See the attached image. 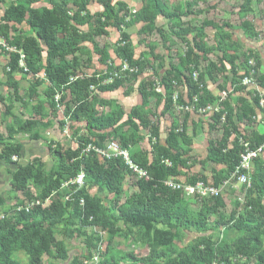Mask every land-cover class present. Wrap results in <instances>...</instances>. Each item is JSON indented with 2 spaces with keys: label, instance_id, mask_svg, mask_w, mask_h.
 Returning <instances> with one entry per match:
<instances>
[{
  "label": "trees",
  "instance_id": "1",
  "mask_svg": "<svg viewBox=\"0 0 264 264\" xmlns=\"http://www.w3.org/2000/svg\"><path fill=\"white\" fill-rule=\"evenodd\" d=\"M36 0H24L19 4L9 6L3 13L0 23L22 24L28 15L27 24L31 30L36 33L39 40L43 41L51 51V56L59 60L58 65H53L52 58L47 61L43 70L44 76L48 82L46 97L51 107L55 108V97L60 95L63 101L66 99V92L71 96V106L66 105L65 114L71 121L82 122L85 124L86 131L93 135L94 141L88 138L80 140V146L76 150H62L59 146H49V152L58 160V168L46 173L43 164L34 160L30 164L17 166L12 173L13 187L25 194L30 203L49 199L47 206H36L26 210L25 203H21L12 217H7L8 212L4 213V219L0 220V264H19L13 259L15 251H24L28 258V264H43V257L57 259H66L67 252L64 245L56 238V229L61 225L65 227L76 228L77 232L81 228H101L114 235L119 232L117 223L121 222L132 229L142 231L146 236H151V254L146 258L137 259L128 255L134 263L137 264H156L159 257H167L164 252L156 253L157 248H166L168 251L174 250L175 234L171 231L173 225H190L200 232H206L209 229L210 216L218 214V209L223 208L221 195L217 197H208L203 202L207 203L200 210L198 219L194 220L186 216L181 208L182 191H174L166 187L164 183L167 180L180 177V169H189L192 164L190 156L192 138L186 133V120L184 124L179 125L176 121L171 123L169 132L164 141L160 142V131L148 119L146 107L154 98L157 103L161 102L162 97L165 102L164 110H175L172 87L182 78V70L188 67L197 66L200 59L195 55V51L206 54L204 46L194 42L193 50H190L185 60L182 61L181 69L172 68L168 72V78L164 79L163 90L167 93L166 98L162 93L152 89L150 92L147 85L142 83L139 87L141 105L133 108L126 117L122 126H117L124 117V112L119 107H114L110 116L104 117L98 112V107L110 106L109 102L98 100L97 95H92L90 86H94L98 92L111 93L118 90L123 82L129 81V78L138 77L146 69L140 61L134 59L132 50L126 45V37H122L118 44L117 60L127 64L129 69L135 72H125L126 78L115 77L111 84L103 85V82L112 76L114 68L108 66L110 71L102 76L95 78H79L76 74L78 61L76 58L72 63L68 57L74 56L80 49L79 42L83 40H92L95 35L103 36L110 25H118L123 22H117L118 12L109 0H103V12L97 17L93 25L94 18L88 12L89 3L87 0L74 2L75 10L71 13L66 9L65 2L53 7L52 10H32L31 5ZM149 7L143 9L141 18L152 24L155 18L163 17L173 20L177 16L166 12L162 6L161 0H149ZM252 0H245V7H248ZM261 1V0H256ZM90 24L89 33L82 34L76 27H83ZM205 26H215L211 22ZM149 26V25H148ZM227 27V26H225ZM1 26L0 38H7L5 30ZM190 30H180L179 35H184ZM230 36L223 34L222 39L228 40ZM16 52L11 54L10 71L12 73L20 70L21 54L25 62L28 74L34 77L42 72V68L37 64L40 61L41 49L36 39H16L13 42ZM100 56L101 63L107 65L108 56L103 50H96ZM236 56L230 58L233 66ZM250 59L256 63L255 75L259 69L260 61L257 57L248 55L247 64ZM185 64V65H184ZM189 65V66H187ZM120 69V67H119ZM190 75L193 70H190ZM207 76L213 79L218 73L215 64L210 63L206 69ZM236 76L235 70L233 71ZM249 75V73L247 74ZM11 76V75H10ZM173 79H170V78ZM75 79L73 82L71 79ZM260 87L264 88V75L256 78ZM176 82H175V81ZM203 76L199 75L198 83L191 76L185 78V83L189 91L190 102L197 97L198 101L194 104V110L198 114L199 109L212 105L216 99L207 91H202L201 85ZM175 82V83H174ZM41 82L37 79L34 85L40 86ZM152 85V84H151ZM173 85V86H172ZM14 94L18 93V84L12 80L10 83ZM246 88L243 86L235 87L234 94L243 92ZM31 93L35 92L31 90ZM242 94V93H241ZM161 96V97H160ZM253 103L259 107L260 99L252 98ZM237 106L229 107L228 101L219 103V111L213 114L211 131H216L217 126H221L223 136L220 140L209 141L205 163H211L215 166H221V169L213 170V187L221 188L240 162V156L243 153V147L239 141L242 139L245 143L251 145H260L264 143V136L252 132L250 141L241 134L234 119L243 121L249 120L254 115L252 105L246 100L237 99ZM241 102V106L238 104ZM174 105V106H173ZM185 106L183 102L177 104ZM235 108V109H234ZM225 115V122H221V117ZM35 124L30 122L22 130L32 129ZM123 128H128L129 134L121 133ZM110 132H104L106 130ZM140 130L146 131L145 135L137 136ZM234 135V137H232ZM11 139V136H9ZM121 142V148L127 149L131 161L139 169L146 172L148 180L139 179L135 173L125 164L120 157L105 159L103 162L98 159L92 151L86 155L82 152L88 145L103 149V144L109 139ZM147 139L151 142V150L141 151L132 150L138 145L139 139ZM5 138L0 131V144L3 145ZM149 142V143H150ZM22 146L20 144H5L0 153V160L7 165H16L13 159L21 158ZM170 165H167L166 163ZM84 173V186L80 189L74 186L64 188L63 185L71 179ZM127 176H135L137 180L135 187L137 194L131 196L124 204L115 202V210L106 208L98 195H90L89 191L96 189H106L110 195L119 197L123 192L124 181ZM33 182L36 195H32L28 189L29 182ZM198 182L207 183L204 176H192L188 178L187 183L190 186ZM207 185V184H206ZM245 203L239 198L236 204V211L230 216L229 220L219 223L224 229L240 232V236L232 243L225 241L212 240V238L201 236L191 247L189 252H181L173 260L167 259L164 264H264V158L255 161L254 169L251 175V185L245 187ZM37 199V200H36ZM65 199V201H64ZM83 202V203H81ZM4 205L0 198V208ZM79 226V229L77 228ZM71 264H84L74 260ZM102 264H110L108 260Z\"/></svg>",
  "mask_w": 264,
  "mask_h": 264
},
{
  "label": "rangeland",
  "instance_id": "2",
  "mask_svg": "<svg viewBox=\"0 0 264 264\" xmlns=\"http://www.w3.org/2000/svg\"><path fill=\"white\" fill-rule=\"evenodd\" d=\"M22 1L24 0H0V19L9 6L19 4ZM62 1L65 2L66 9L71 13L75 10L74 2L79 3L81 0H36L30 9L52 10ZM87 1L89 3L88 12L94 18L92 21L94 25L97 17L103 12L101 3L103 0ZM109 2L118 12L117 22L123 23L115 26L110 25L103 29L106 33L103 36L95 35L92 40L80 41L78 45L80 50L74 56L68 57V61L72 63L76 58L78 67L75 75L82 76L80 78L92 79L95 76H102L110 71L108 66H111V70L114 68L112 73H117L121 79H124L126 75L121 73L119 69L120 62L117 60V50L120 39L126 37V45L132 50L134 59L142 62L146 71L138 77L129 78V81L123 82L121 87L114 92L101 93L97 90L93 92L94 95H97L98 100L111 104L110 106L98 107V112L104 117L110 116L114 107L123 110L124 117L117 126H122L130 111L141 105L138 91L142 83L147 85L150 92L152 89L159 90L160 88L162 96L168 97L163 90L164 79H169L167 74L173 67L181 69L182 61L194 48V42L204 46L207 52L204 55L194 50L195 55L199 56L200 59L197 66L188 67L193 70V74L190 75L189 69L182 70V78L177 82L174 80L176 86L172 87V92H174L173 97L176 101H173L175 104L173 106L178 109L169 110L166 113L164 110L166 105L161 96V102L157 103L152 98L146 107L148 120L159 129L160 142L163 145L171 123L176 121L179 125L184 124L188 111H181L179 109L181 106L177 104L183 102L188 108H193L195 104L190 102L185 78L191 76L198 83L199 75H202L203 81L199 85L201 90L209 92L216 99L212 105L207 106L217 107L218 110L221 107L219 101L223 92L227 94L225 101H228L230 108L237 106L236 100L241 96V93L247 94L251 99L254 97L264 99V91L260 89L256 79L260 76L259 69L253 78V82L244 85L245 79L250 77V69L247 64L248 55L257 57L264 68V0H252L248 7H245V0H161L164 10L177 17L171 21L157 17L151 25L141 18L143 9L149 7V0H109ZM27 19L28 15L26 20L18 25L8 24L5 26L0 23V28L1 26L7 28L5 30L7 38H1L2 43L0 45V131L5 138L3 145L0 144V153L5 144H20L22 146L21 158L13 159L16 165H7L0 160V198L4 202L0 208V217L8 212V218L13 216L19 204H31L24 193L13 187L12 173L17 169V166H24L38 160L43 164L44 171L48 173L58 168V160L49 152V146H59L64 151L76 150L83 138H88L91 141L96 139L86 131L84 123L71 121L66 116V105L71 106L69 92H66V99L63 101L60 99V95H57L55 108L51 107L48 97H46L48 82L43 72L47 61L52 58L51 51L30 29L26 22ZM207 22H211L215 26H205L204 24ZM76 28L82 34H86L89 33L91 27L88 24ZM180 30L190 31L184 35H179ZM223 34H228L230 38L223 40ZM28 38L36 39L41 49L40 61L37 64L42 68V72L35 77L28 74L22 53L20 54L23 71L18 70L12 73L9 67L11 54L16 52L13 42L16 39ZM97 49L103 50L108 56L107 65L101 63L100 56L96 52ZM234 56L237 59L234 60L232 66L229 60ZM52 63L58 65L59 60L52 58ZM210 63L215 64L218 68V73L213 79H210L206 73ZM234 70L236 76L233 74ZM248 73L249 75H247ZM35 79L41 82L40 86L34 85ZM12 80L18 84L17 95L14 94L13 88L10 86ZM239 86L246 89L239 94H234V88ZM31 90L35 93L32 94ZM192 115L194 118L192 121L194 120L193 122L199 125L196 127L197 132L193 140L195 161L193 158L191 159L192 164L188 166L189 169H180L181 175L174 181L186 187L189 186L188 178L204 175L207 178L206 184L213 185L212 171L218 170L220 167L205 163L203 160L206 156L208 142L220 140L221 135L209 131L213 113L199 116L194 110ZM30 122L35 124L33 128L29 131L22 130ZM256 122V126L264 123V115L260 113ZM110 130L104 132L108 133ZM188 130L191 133V127H188ZM129 132L128 128L121 130V133L125 135H128ZM145 134L146 131L140 130L137 136L141 137ZM107 142H115L119 147L122 146L120 140L115 141L109 138L105 143ZM149 142L146 138L143 141L139 139L138 145L132 150L149 152L152 145ZM100 161L103 162L104 160L101 159ZM200 162H204L203 166L200 165ZM136 180L137 177L135 176H127L122 195L119 197L110 195L105 188L90 190L89 194L98 195L106 208L116 212V200L119 204H124L131 196L137 194ZM28 189L32 195H36L33 182H29ZM245 191L244 186L234 183L222 189L220 195L223 200V208L218 209V214L210 216V227L206 232H200L187 224L173 225L171 231L175 234L174 250L168 251L166 248H157L156 253L164 252L167 257H159L156 264H164L167 259L173 260L178 253L189 252L201 236L227 243L236 240L240 236V232L224 229L219 223L229 220L233 212L237 210L238 199L245 197ZM201 198L203 197L189 196L182 192L181 208L188 218L198 219L200 210L207 204L203 202L207 197L202 200ZM245 200L243 199L244 203ZM117 227L119 232L110 235L109 232L101 228L79 229L77 226L79 230L76 232V228L61 225L56 229V238L64 245L67 258L43 257V264H71L74 260L84 263L89 262L93 256L98 257L99 264L105 260H108L110 264H137L128 255L137 259L150 256L152 251L151 236L148 237L142 231L127 227L121 222L117 223ZM13 259L19 264H28L29 261L27 254L20 250L13 253ZM250 264H255V261H251Z\"/></svg>",
  "mask_w": 264,
  "mask_h": 264
},
{
  "label": "built area",
  "instance_id": "3",
  "mask_svg": "<svg viewBox=\"0 0 264 264\" xmlns=\"http://www.w3.org/2000/svg\"><path fill=\"white\" fill-rule=\"evenodd\" d=\"M2 43V39L0 38V45ZM120 62V71L121 73H125V72H135V70L133 69H129V67L127 66L126 63L119 61ZM248 67L250 69V77L245 79V84L244 85H248V83H252L253 82V78L255 75V67H256V63L254 59H250L248 61ZM82 77V76H80ZM79 77V78H80ZM118 77L117 73H113L112 76L107 79L106 81L103 82V85L105 84H111L114 81V78ZM75 79L77 78H72L71 81L73 82ZM159 88V87H158ZM96 91V88L94 86H90V92L93 94V92ZM158 91V93H161V89L159 88L156 89V92ZM227 94L225 92H223L221 94V100L219 101V103H222L225 101ZM173 100L176 101L175 97H173ZM198 99L197 97L193 98V102L197 103ZM57 103V101H56ZM178 109V108H176ZM179 109L181 111H188V112H192L194 111V107L193 108H188V107H179ZM259 109L264 113V99L260 98L259 101ZM218 108L214 107V106H206L203 109H200L197 113L200 116H204L208 113H216L218 112ZM221 122L224 123L225 122V115H223L221 117ZM232 137H234V135H232ZM239 144L241 147H243V153L240 156V162L238 164V166L235 168L234 172L230 175L229 179L227 181H225L221 188H215L212 185H206L203 182H198L196 185L194 186H182L181 184L176 183L175 181H173L172 179L167 180L164 185L168 188H170L171 190L174 191H182L185 192L187 195H191V196H199V197H203V198H208V197H217L220 195L222 189L224 187H226L227 185H230L232 183L234 184H238L241 186H244L246 188H249L251 185V175L254 169V165H255V161L264 157V143L260 144V145H255L253 147H251V145H249L248 143H245L242 139H240ZM103 149L101 148H97L94 147L92 145H88L86 147V149L83 150L82 155H86L90 152H94L96 154V156L98 157V159H112V158H122L125 162V164L133 171V173H135L137 175V177L139 179L144 178L146 180H148V176L146 175V172H144L143 170L139 169L138 166H136L130 159V154L129 151L127 149H122L121 147L118 146L117 143L115 142H107L103 144ZM167 165H170L168 162L166 163ZM69 186H74L77 187L78 189L82 188L84 186V174L80 173L77 177L71 179L70 181H68L67 183H65L63 185L64 188H68ZM201 198V200L203 199ZM83 203V202H81ZM49 204V199L45 200L44 202L42 201H36L33 202L31 204H27L26 205V210H30L33 207L36 206H47ZM22 209L19 207L17 208V211H21ZM4 215H2L0 217V220L4 219ZM84 264H99V260L97 256H93L91 260H89V262H84Z\"/></svg>",
  "mask_w": 264,
  "mask_h": 264
},
{
  "label": "crops",
  "instance_id": "4",
  "mask_svg": "<svg viewBox=\"0 0 264 264\" xmlns=\"http://www.w3.org/2000/svg\"><path fill=\"white\" fill-rule=\"evenodd\" d=\"M88 10H89V6H88ZM259 73H260V76L264 75V68H263V64H261V62L259 64ZM260 89L264 91V88L260 87ZM239 98L240 99H243V100H246L248 103H250L252 105V108L254 109V115L250 116L249 120L246 119V118L243 121H238L237 119H234V122L237 125V128L239 129V131L241 132V134L244 135L248 139L247 140L248 142L250 141V137H251L252 132H255V133H257V134H259L261 136H264V123H261L260 126H256V123H257L256 121H257L258 115L260 113L264 115V113L259 109L258 106H256V104L253 103V100L250 97H248L247 94H245V95L241 94V96ZM238 106H241V102L238 104ZM192 116H193L192 115V112H186V118H185V120L187 122V125H186V133H187V135L189 137L192 138V146H191L190 156L194 159L193 161H195V158H194V155H193V153H194L193 152V146H194L193 145L194 144L193 140H194V136L196 135V132H197L196 131L197 130L196 127L199 126V125L197 123H194L193 122L194 120L192 121V119H194ZM188 127L189 128L191 127V133H189ZM209 131L211 133H216V132L217 133H220L221 138L223 136V130H222V128H221L220 125L217 126L216 131H211L210 130V127H209ZM208 144H209V142H208ZM207 149H208V145L206 147V156H207ZM206 156H205V158L203 160L204 162H205ZM204 162H200V165L203 166V163ZM221 168L222 167L220 166L219 169H221ZM172 180L174 181L175 179H172Z\"/></svg>",
  "mask_w": 264,
  "mask_h": 264
}]
</instances>
